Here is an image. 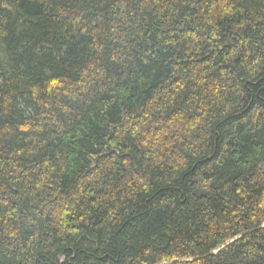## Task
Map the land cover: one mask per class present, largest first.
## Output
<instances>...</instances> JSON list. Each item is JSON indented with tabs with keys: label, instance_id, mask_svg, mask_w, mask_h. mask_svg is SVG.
I'll return each mask as SVG.
<instances>
[{
	"label": "trees",
	"instance_id": "1",
	"mask_svg": "<svg viewBox=\"0 0 264 264\" xmlns=\"http://www.w3.org/2000/svg\"><path fill=\"white\" fill-rule=\"evenodd\" d=\"M0 264H264V0H0Z\"/></svg>",
	"mask_w": 264,
	"mask_h": 264
}]
</instances>
